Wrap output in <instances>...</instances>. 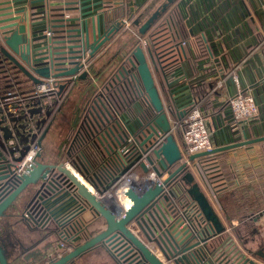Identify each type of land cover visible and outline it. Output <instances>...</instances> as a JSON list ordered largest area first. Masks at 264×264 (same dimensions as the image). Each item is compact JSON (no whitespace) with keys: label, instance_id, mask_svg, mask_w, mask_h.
I'll use <instances>...</instances> for the list:
<instances>
[{"label":"water","instance_id":"95a60500","mask_svg":"<svg viewBox=\"0 0 264 264\" xmlns=\"http://www.w3.org/2000/svg\"><path fill=\"white\" fill-rule=\"evenodd\" d=\"M53 1L0 0V71L20 78L18 82L29 80L33 90L43 78H59L62 83L55 95L60 96L76 77L87 76L82 69L84 64L111 41L120 24L115 22L105 28L99 14H95L101 6L84 10L97 6L100 1L82 6L78 16L64 21L60 17L62 13H54ZM158 14L156 9L144 22L137 24L139 36ZM47 30H51V35L46 34ZM148 57L152 58L150 52L137 45L129 59L131 68H135L140 77L152 112L145 117L144 127L139 124L129 128L141 139L134 158L121 175L138 166L141 174L152 171L157 177L165 176L161 184L153 182L141 192L127 188L125 195L130 204L126 207L111 195L118 205L115 211L108 208L100 196L121 175L113 183L103 185L95 172L83 174L81 169L72 167L97 192L96 195L66 162L48 164L38 158L39 153L25 173L16 175V164L25 157L31 145L40 146L43 135L34 141L36 133L31 129L33 125L39 127L42 113L31 110L30 107L37 103L14 106L13 101L0 96V195L7 190L0 198V217L23 197L30 196L27 194L33 190L34 199L39 193L49 195L39 203L42 207L38 204L35 209L39 216L46 217V223L53 224L51 233L55 234V242L60 246L51 245L54 251L50 250L46 259L34 264H257L253 259L256 252L244 245L246 240L239 232L234 231L232 235L226 230L190 167L182 162L176 169L170 168L182 160V145L170 132L169 109L162 103ZM103 136L114 145L125 138V133L116 126ZM261 140L264 135L195 153L190 160ZM66 188H73L76 195H70ZM37 198L42 199L41 195ZM62 198L60 205L58 202ZM86 210L103 218L101 229H76L77 213ZM0 261L7 264L1 251Z\"/></svg>","mask_w":264,"mask_h":264},{"label":"crops","instance_id":"0c3cea01","mask_svg":"<svg viewBox=\"0 0 264 264\" xmlns=\"http://www.w3.org/2000/svg\"><path fill=\"white\" fill-rule=\"evenodd\" d=\"M54 0V13H62L60 16L66 21L76 17L81 12V7L92 4L95 1H100L97 6H91L84 10L94 9L100 7L101 0ZM228 1L230 5L227 6ZM129 7L131 10L135 9L134 0H129ZM34 3L33 5H37ZM213 9H219L222 14H226L225 25L220 28L207 26L204 28V37L211 45L212 52L208 55L214 60L219 59L221 55L229 57L230 60L238 62L240 65V78L243 89H253L259 103V113L251 119H244L234 121L231 117L229 109L226 105V100L230 93V87H221L212 91V98L214 99V109L206 111L207 122L211 123L216 128L222 127L228 131L229 136L236 141L244 139L255 138L264 135V0H214ZM177 7L181 8L180 5ZM99 14L100 21L104 22L106 28L108 24L107 17H111L110 11L108 16L101 8L96 11ZM124 16H119L118 20ZM58 23V22H55ZM133 28H138L131 26ZM132 33L125 27L118 31L111 39L106 42L97 53L90 58V66L88 68L87 78L76 77L70 84H68L62 91L61 95L50 96L49 99H55L56 104L54 109L59 112L67 111L64 123L67 126L66 135L68 134L74 124L75 117L78 111L88 100L92 90L98 85L99 81L107 74L110 68L115 65L123 54L132 46L133 37L129 40H123V34ZM192 49L195 56H200V50L196 41L192 44ZM2 81V80H1ZM0 81V82H1ZM209 86L212 87L214 80H210ZM9 84L0 91L6 92L12 90L14 87L15 93H19L21 98L23 96H30V85ZM1 85V84H0ZM2 88V90H1ZM2 96V97H3ZM64 100L68 101L67 107L61 106ZM262 106V107H261ZM68 109V110H67ZM41 135V134H40ZM40 135L37 137L40 138ZM67 137L61 142L60 151ZM40 160L48 162L43 150L45 147V137L40 138ZM177 140L182 144L181 136L177 134ZM37 141V140H36ZM234 149V150H232ZM230 149L229 157L232 159V170L234 172L233 180L230 182L220 180L218 184L222 185L218 194H215L212 187L217 184L209 186L201 171L202 164L193 161L189 166L202 189L208 195L214 208L220 215L222 221L228 228L229 234L239 232L244 240H246V247L251 249L254 255V261L257 264H263L264 261V143H251L244 146H239ZM87 154L91 156L94 163L98 164L104 157V151L99 149L96 143L86 147ZM58 155V156H59ZM243 155L246 157L245 163H240L237 156ZM232 157V158H231ZM39 158V157H38ZM60 158L56 162H59ZM66 162V161H64ZM68 163V162H67ZM69 165V163H68ZM199 170H198V168ZM133 172L137 175L141 174V169L135 167ZM22 212V211H21ZM83 221L92 217V212L89 210L80 211L75 217L76 221ZM48 232L39 239L37 247L49 246V249L57 247L55 242V234L51 233L53 224L47 223ZM38 236L42 235L39 230ZM27 241H24V243ZM37 243L36 239L34 240ZM53 245V246H51ZM259 251V252H258Z\"/></svg>","mask_w":264,"mask_h":264},{"label":"trees","instance_id":"16d2710c","mask_svg":"<svg viewBox=\"0 0 264 264\" xmlns=\"http://www.w3.org/2000/svg\"><path fill=\"white\" fill-rule=\"evenodd\" d=\"M156 0H134L135 9L131 10L129 7V0H101V8L106 12L110 11V19L108 20L107 28L115 22H118L119 16H124L128 19L131 26L135 27L137 24L144 22L151 14L146 16L147 10ZM180 5L183 8L184 0H164L157 6L159 14L156 19L150 24L145 33L140 36V39L132 44V46L123 54L113 65L107 74L99 81L98 85L92 90L88 100L83 107L78 111L74 124L65 140L60 151V161L68 162L75 169H81L84 174L96 173L103 185H109L115 181L117 176L125 170L129 162L134 158L138 150V141L141 139L140 135L130 132V127L135 128L139 124L145 126V117L152 112V106L149 103L140 77L135 68H131L130 57L132 51L137 45H141V41H145V48L157 61L160 73L154 75V79L160 89V95L166 107L171 113L177 116V108L175 107V93L176 87H172L175 83L174 72L171 70L184 63V72L195 79V84L189 85V92L197 101L204 111L214 109L215 103L212 98L213 95L207 94L210 81H205L208 75L213 72L208 67L201 68V64L208 58L209 52L212 50L205 38L200 34L195 35L196 44L200 50V56H195L186 43H182L184 34L176 25L173 15V8ZM100 8V10H101ZM124 28L120 25L119 31ZM136 29V28H135ZM191 60L196 67V73H188L185 61ZM90 65V59L88 61ZM210 62H206L209 66ZM1 70V68H0ZM158 71V69H157ZM178 72V69L177 71ZM88 75L85 77L87 78ZM15 78L7 75V73L0 71V86L2 88L9 84L30 85V96H21L16 93V98L13 101L14 106L25 105L27 103L35 104L31 106L32 111L42 113L45 116L46 107L54 108L56 104L55 99H49L50 96L55 95L56 92L38 93L33 90V86L29 80ZM27 84V86H29ZM18 86V85H17ZM2 90V89H1ZM4 91H0V96L4 95ZM61 95V94H60ZM56 96V95H55ZM49 97V98H48ZM59 97V96H58ZM5 96H3V99ZM26 110V108H25ZM19 114H21L19 112ZM38 114V113H35ZM38 116V115H37ZM36 117V116H35ZM119 127L125 133L130 132L135 142L130 145L128 152L122 153L118 147L125 141L122 139L118 144L112 145L110 139H106L103 135L108 129L112 127ZM39 127L32 126L31 131L36 133L35 140L41 134ZM181 136V131H178ZM96 143L99 149L104 151V157L98 164L94 163L91 156L87 154L86 147ZM256 143L263 144L264 140ZM232 149V148H231ZM230 149H221L218 151L202 154L195 157L191 162L197 161L202 164L201 171L206 179L207 184L212 187L220 180L230 182L233 180L234 172L232 170V161L229 159ZM234 150V149H232ZM171 166L172 170L176 169L180 163ZM88 176V175H87ZM91 181H93L91 179ZM215 184L212 189L215 194H218L222 188L220 184ZM95 216V215H94ZM82 225L89 231L101 229L103 227V218L101 216L90 217L83 221ZM37 259H40L38 257Z\"/></svg>","mask_w":264,"mask_h":264},{"label":"built area","instance_id":"2783aa9c","mask_svg":"<svg viewBox=\"0 0 264 264\" xmlns=\"http://www.w3.org/2000/svg\"><path fill=\"white\" fill-rule=\"evenodd\" d=\"M214 0H184L183 8L177 7L173 10V15L175 18L176 25L180 31L184 34V39L182 43H186L190 46L191 51L192 44L195 41V35L200 34L204 36V28L207 26H213L215 28H220V26L225 25L226 14H222L219 9H213ZM230 5L228 1L227 6ZM121 26H124L126 29L132 31L130 22L126 17H122L118 20ZM47 35H51V30L46 31ZM137 38L140 39L139 34H136ZM141 46L145 48V41H141ZM211 46V45H210ZM212 50V47L211 49ZM146 52V51H145ZM212 52V51H211ZM210 53V52H209ZM213 53V52H212ZM194 54V52H193ZM149 57L150 55L147 54ZM195 55V54H194ZM150 67L153 73V76L156 73H160V69L157 61L151 55V59L154 62L150 61ZM206 62H210L205 64ZM187 72L196 73V67L191 60L185 61ZM184 63H179L176 67L171 70V74L174 72L175 83L172 87H176L174 95L175 107L177 108V116L173 115L171 111H167L169 121L171 124L170 132L177 137L178 131H181V154L182 161L190 166L192 164L190 156L203 151H211L215 147H220L233 143L235 140L229 136L228 131H225L222 127L216 128L211 123L207 122L206 111L202 110L200 107L199 101H197L189 92V85L195 84V79L190 77L184 72ZM89 63H85L84 69L88 73ZM210 68L213 72L211 75H208L205 78V81L214 80L212 87H209L207 94H212V91L217 90L221 87H230V93L226 100V105L229 109L231 117L234 121L251 119L258 115L259 113V103L256 96V92L253 89H243L241 85L240 78V65L238 62L232 61L229 57L221 55L219 59H213L211 56H208L201 64L202 69ZM158 69V71H157ZM178 69V72H176ZM62 83V80L56 77L43 78L42 81L35 85V90L38 93H49L55 92L58 90L59 85ZM156 83V81H155ZM158 88V84L156 83ZM12 90L6 92L4 100H14L16 98V93L13 90L14 87H11ZM159 94L160 89L158 88ZM162 100V97L160 95ZM148 99V98H147ZM162 103L166 107L164 101ZM9 109L14 110V108L9 107ZM163 137H161L162 140ZM135 142L133 135L130 132H127L125 141L118 147V150L122 153L128 152L130 145ZM40 147L37 144H32L29 151L25 157L16 164L15 173L20 176L25 173L26 169L29 168L30 164L33 163V159L36 158V155L39 153ZM68 165V163L66 162ZM70 165V164H69ZM71 166V165H70ZM72 167V166H71ZM138 166L130 168L127 172L120 176L116 180L112 187L106 192L111 194V191L115 189L113 194L115 196L116 189L121 185L122 182L126 179L127 175H130L134 178L136 184H138V189L136 191L141 192L148 185H151L153 182L159 184L162 183L163 177H157L152 171L147 174L137 175L133 172V169ZM116 187V188H115ZM67 192L70 193L73 197L76 195V191L71 188L67 189ZM105 192V193H106ZM96 195L97 192H95ZM102 194V196L105 195ZM120 216H123V213H120ZM77 230L82 229V223L77 221ZM228 230V228H227ZM156 255L160 256L159 252L154 249ZM161 257V256H160Z\"/></svg>","mask_w":264,"mask_h":264},{"label":"flooded vegetation","instance_id":"af4514ba","mask_svg":"<svg viewBox=\"0 0 264 264\" xmlns=\"http://www.w3.org/2000/svg\"><path fill=\"white\" fill-rule=\"evenodd\" d=\"M0 175H2V173H0ZM6 191L7 190H5L3 194L6 193ZM32 193H34V190L27 194L30 196L23 197V204H21L20 201L17 202V204L19 203V207L17 204L14 205V208L12 207L10 210H7L0 217V251L7 264H34L35 261L46 259L50 250L54 251V249H49V246L37 247L36 245L39 243L38 241L41 237H43L42 240L46 238H44V236H46L45 234L49 229L46 223V217L39 216V214H37L38 209H35V207L49 195L39 193L34 199L32 198ZM2 195H0V198ZM40 195L42 199L37 198ZM42 205L43 204H39V207H42ZM20 207L21 210H19ZM92 217L95 216L92 214ZM17 219L19 221L17 224L23 226V230L18 231V233L22 235L12 230V228L15 227L14 225ZM39 230L42 231L41 236L37 237L32 235L33 232L38 235L40 233ZM27 233L29 234L28 237L21 239L22 236ZM35 239L37 243L34 242ZM29 240L32 242L24 243V241ZM38 257H40V259H37Z\"/></svg>","mask_w":264,"mask_h":264},{"label":"rangeland","instance_id":"374dc122","mask_svg":"<svg viewBox=\"0 0 264 264\" xmlns=\"http://www.w3.org/2000/svg\"><path fill=\"white\" fill-rule=\"evenodd\" d=\"M163 1L164 0H156L147 10L146 16L153 13V11L157 9V6ZM175 9H177V6L173 8V10ZM131 32L135 35L134 38L136 39H133L135 42L137 40L136 34H138V31L137 29L133 28ZM132 33L127 32L123 34V40H129L130 38H132L133 37ZM63 104H64V107L65 106L67 107L68 101L64 100V102L61 103V106H63ZM65 117H67V111L59 112L58 109L55 110L54 108L50 109L49 107H46V114L44 117L41 118L40 131H41V135L45 137V147L42 153L45 154V157L47 158V161H48L46 163L48 164L57 163L56 161L58 160V157H59L58 152L60 150L59 148H60L61 142L67 137L66 135L67 126L64 123ZM40 157L41 156H39V158ZM237 157L240 163L242 162L245 163L244 161H246V157H243V155H241V157L238 155ZM114 191L115 189L111 191V194H113ZM23 200L24 198H22V200L20 201L21 204H23ZM63 200L64 198H62V200L59 201L58 204L62 205ZM21 207L19 210H21ZM18 222L19 221L17 219V222H15V225H14L15 227L12 228V230H15L16 233H18V231L20 230H23V226H21L20 224H17ZM74 223H75V226H77V223L76 222ZM19 235H22V234H19ZM28 235H29L28 233L23 235L21 239L28 237ZM32 235L37 236V234H35L34 232ZM31 242H32L31 240L27 241V243H31Z\"/></svg>","mask_w":264,"mask_h":264},{"label":"bare ground","instance_id":"6f19581e","mask_svg":"<svg viewBox=\"0 0 264 264\" xmlns=\"http://www.w3.org/2000/svg\"><path fill=\"white\" fill-rule=\"evenodd\" d=\"M68 168L75 173L84 183L85 180L70 166L68 165ZM86 185L94 192L93 188L86 183ZM127 188H133V189H138V184H136L134 178L130 175L126 176V179L124 182L121 183V185L116 189L115 199L117 200L118 203L123 205L124 207L128 206L130 204V200L128 197L125 195V190ZM95 193V192H94ZM101 200L105 203V205L110 208L112 211L117 210V203L113 200L112 196L110 193L106 192L104 196H100Z\"/></svg>","mask_w":264,"mask_h":264}]
</instances>
